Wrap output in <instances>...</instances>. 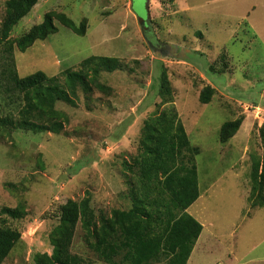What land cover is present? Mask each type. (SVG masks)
Here are the masks:
<instances>
[{
  "label": "rangeland",
  "instance_id": "rangeland-1",
  "mask_svg": "<svg viewBox=\"0 0 264 264\" xmlns=\"http://www.w3.org/2000/svg\"><path fill=\"white\" fill-rule=\"evenodd\" d=\"M6 1L0 0V118L17 120L23 105L3 73L5 48L50 11L77 24L86 19L87 33L55 21L58 32L45 40L24 51L14 45L19 77L43 71L64 84V72L92 55L118 57L125 69L101 73L107 93L80 89L76 106L58 101L60 133L11 123L0 133V210L24 203L27 212L9 219L22 239L4 264H34L35 253H51L49 233L69 199L89 195L96 214L129 209L128 180L137 170L129 165L140 154L144 121L171 108L199 149L200 196L187 212L203 229L187 264H264V207L249 202L253 161L264 154V26L261 37L247 27L249 13H264V0H39L1 42ZM164 69L175 96L167 103L159 95ZM206 85L216 93L202 103ZM241 117L239 131L222 143V124ZM72 251L85 264H108L86 245L80 226Z\"/></svg>",
  "mask_w": 264,
  "mask_h": 264
},
{
  "label": "trees",
  "instance_id": "trees-1",
  "mask_svg": "<svg viewBox=\"0 0 264 264\" xmlns=\"http://www.w3.org/2000/svg\"><path fill=\"white\" fill-rule=\"evenodd\" d=\"M38 2L6 1L1 42L9 41L13 28ZM55 21L77 35L87 33L86 19L77 24L64 12L50 11L41 23L8 42L5 49L9 54L3 58V73L9 89L22 95L23 105L17 120L0 118L1 134L7 123L15 129L60 133L64 127V114L56 109L58 101L76 106L80 89L85 93L92 92L94 88L107 93L111 87L100 80L101 73L125 69L118 57L92 55L81 62L78 70L64 72V84L56 76L49 77L43 71L19 77L13 57L14 45L24 51L37 40H45L58 32ZM198 34L202 37L201 32ZM221 57L225 60L226 54ZM209 65L215 70L212 64ZM218 71L223 73L226 70ZM160 79L159 95L164 103L170 102L175 96L166 69ZM215 93L212 85H206L200 91L199 100L209 103ZM158 111L144 121L140 154L133 158V165H129L131 171L134 167L137 169L128 180L132 206L129 209H113L108 214H96L89 195L81 200L69 199L59 207L58 223L49 233L52 252L35 253L34 264H85L84 258L72 251L79 226L86 245L108 264H187L203 229V225L187 212L200 196L196 164L199 149L191 145L176 109L162 110L159 114ZM242 122L243 117L223 123L220 128L221 142L226 143L236 135ZM251 182L250 204L264 207V154L253 161ZM26 213L24 203L1 208L0 264H4L22 239L21 231L13 228L9 219H21Z\"/></svg>",
  "mask_w": 264,
  "mask_h": 264
},
{
  "label": "crops",
  "instance_id": "crops-1",
  "mask_svg": "<svg viewBox=\"0 0 264 264\" xmlns=\"http://www.w3.org/2000/svg\"><path fill=\"white\" fill-rule=\"evenodd\" d=\"M256 10V7L252 9L254 13ZM252 15L254 16L252 12L248 14L249 23L247 24V27L255 32L257 36L261 37L263 35L261 33V27L264 26V13L255 15V18H252Z\"/></svg>",
  "mask_w": 264,
  "mask_h": 264
},
{
  "label": "water",
  "instance_id": "water-1",
  "mask_svg": "<svg viewBox=\"0 0 264 264\" xmlns=\"http://www.w3.org/2000/svg\"><path fill=\"white\" fill-rule=\"evenodd\" d=\"M146 25V26H151V22H147V23H143V25ZM149 40V39H148ZM149 42H151L150 40H149Z\"/></svg>",
  "mask_w": 264,
  "mask_h": 264
},
{
  "label": "flooded vegetation",
  "instance_id": "flooded-vegetation-1",
  "mask_svg": "<svg viewBox=\"0 0 264 264\" xmlns=\"http://www.w3.org/2000/svg\"><path fill=\"white\" fill-rule=\"evenodd\" d=\"M151 41V40H150Z\"/></svg>",
  "mask_w": 264,
  "mask_h": 264
}]
</instances>
